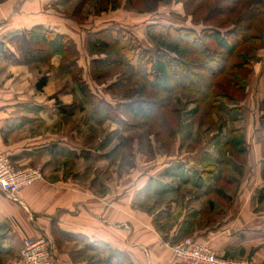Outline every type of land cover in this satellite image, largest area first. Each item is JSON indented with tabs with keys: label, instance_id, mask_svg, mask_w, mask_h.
<instances>
[{
	"label": "crops",
	"instance_id": "1",
	"mask_svg": "<svg viewBox=\"0 0 264 264\" xmlns=\"http://www.w3.org/2000/svg\"><path fill=\"white\" fill-rule=\"evenodd\" d=\"M79 1L0 3V41L43 25L72 37L81 59H86L93 31L82 27L87 21L71 17ZM18 58L17 54L0 55V151L8 153L18 166H40L44 178L13 195L0 188V264H16L24 239L41 236L51 242L58 264H108L105 252L119 253L129 264H185L175 256L173 245L187 237L197 238L219 256L249 257L264 263V195L260 194L264 186L239 183L233 189V184L221 182L226 170L248 173L256 165L252 158L244 163L235 162L229 154H204L207 165L203 168L199 161L190 165L177 162L175 170L170 167L173 162L167 163L160 170L161 178L153 175L145 185L150 193L146 204L151 206L142 209L127 200L122 210L120 195L106 201L89 183L73 180L65 166L68 159L85 164L104 154L95 145L84 146L74 140L72 122L60 124L59 116L67 117L88 102L90 117L102 123L104 109L96 114L73 82L79 99L62 100L58 95L61 89L41 98L50 86L49 71L43 74L38 68L20 65L15 62ZM55 64L58 68L59 62ZM24 76H28L27 86ZM42 76L47 77V83L40 90L37 82ZM247 101L238 105L240 110L246 109ZM257 104L260 122L264 97ZM243 127L247 142L243 156L248 159L252 141L247 137L248 127ZM260 127L264 147V126L260 123ZM260 157L264 160V154ZM85 169L79 168L78 173ZM234 191L238 192L234 195ZM138 192L134 200L140 199ZM155 197L161 200L156 211L152 208Z\"/></svg>",
	"mask_w": 264,
	"mask_h": 264
},
{
	"label": "rangeland",
	"instance_id": "2",
	"mask_svg": "<svg viewBox=\"0 0 264 264\" xmlns=\"http://www.w3.org/2000/svg\"><path fill=\"white\" fill-rule=\"evenodd\" d=\"M141 2L142 6L152 8L155 3L152 0H141ZM110 3L113 4L114 0H80L71 17L76 20L87 21V23L82 24V27L84 26V29L90 28L89 32L93 31L90 34V38L93 37L95 31L104 28L125 27L130 29L138 36L142 45L151 52L155 51V47L147 35V27L150 24L158 23L176 28L195 27L199 32L205 27L201 21V23L199 22L200 24H196L197 26L192 23L193 16L186 12L184 4L181 1L164 0L158 6L155 5L152 10H143L140 7L128 8L124 5L111 8ZM68 15L70 16V14ZM220 17L223 19L225 15H220ZM92 26L93 28H91ZM30 30L28 29L22 34L10 37H15L13 39L8 38L10 39L11 55L17 54L19 56L15 62L20 65L29 66L32 69L38 68L43 74L49 71L51 76L50 86H46L47 88L42 93L41 98H47L55 90L61 89L58 95L62 100L79 99V94L73 87L74 81H70V75L64 74L58 69L59 67H53L54 65L56 66V62L60 64V55L57 54L51 60L42 61L41 63L28 64L25 62L26 56L31 51H34L28 36ZM254 32L262 36V46H259L260 48L257 52L244 53L242 55L245 59L252 62V70L246 79L242 78L241 83L244 86V92L240 91L236 93L235 90H232L233 94L238 97L237 99H244V101L238 102L241 105L248 98L245 110L229 111L230 105L225 103L226 108L223 112H219L208 118L206 115L207 109L204 104V106L199 107L198 112L195 111L196 95L194 93L187 89H177V84L169 83L170 86H173L171 93L158 92V96H162L163 99L169 98L173 106L162 110L157 105L153 116L139 118V125L132 129H128L116 121L111 122V118L107 116H104L105 121L102 123L99 120L92 119L89 114L91 107L88 102L82 103L83 106L81 108L77 107L67 117L57 114L59 116L58 121H60L58 123L72 122L74 140L84 146L92 147L95 145L99 152L104 154L98 161H87L85 164L79 162L80 160L68 159L65 166H67L66 168H68L70 174L73 175V180L76 179L77 183H89L91 190L106 201L109 198L117 199L118 195H120L122 210H125V206L128 205V203L124 202L127 200H131L133 205L146 209L151 205L150 203L146 204L150 193L145 185L149 184V178L153 175H155L156 179H160L162 174L160 170L165 168L167 163L173 162L171 166H168L175 170L177 162L178 165H181L182 162L184 165H190L193 161H199L198 164L203 168L207 165L206 161L202 159L204 154H229L234 158V161H242L244 163L247 160L249 162L250 158H252L256 162V165L250 167L251 170H247L248 173H241L240 170L237 171L235 169L226 170V174L224 176L221 175V182L233 184V189L235 188V184L239 183L242 185L254 184L263 188L264 160L260 157V154H264L263 131L258 120L259 108L257 104L264 97V23L262 21L257 23ZM23 36H28V38L22 39ZM215 46L211 47L215 48ZM81 60V65L85 68L84 76L92 88L95 89V93L110 100L114 98L124 99L126 97L124 91L114 93L106 90L117 80L121 81L120 75L109 76V73H107L104 74L100 81H94L90 73L92 65L90 63L91 56L88 55L86 59ZM239 60L241 59L237 61ZM132 61L138 64L136 58H133ZM124 69L125 67H121L119 70L116 69L115 72ZM243 72L245 73L246 71L243 70ZM180 77L184 81L189 79L188 76H184L183 74ZM27 79L28 76L22 78L24 86L29 84ZM222 84L225 86L226 83L222 80ZM114 85L119 84L115 83L112 86ZM119 86L125 88L122 84ZM223 91L225 90L223 89ZM228 91L230 92V90ZM206 105L211 107L210 102H206ZM219 125H221L222 131L219 129ZM244 125L248 127L247 137L252 141V144L248 143V154H251L248 159L239 153H237L239 154L238 156H235L236 152L234 153L228 147L223 149V144L229 137L230 129ZM197 154L200 155L197 156ZM82 167H86L85 171H79L80 173H78L79 168ZM228 177L230 182L227 180ZM211 181L214 182V180ZM206 183H208V180H206ZM97 184H99V187ZM136 192H138L137 196L140 199L134 200L133 195ZM237 192L234 191L233 194L235 195ZM145 194L147 195L143 198ZM153 199L152 208L156 211L160 208L159 204L161 200L159 197ZM104 259H112L111 262L108 261L109 264H129L128 259L119 253L105 252Z\"/></svg>",
	"mask_w": 264,
	"mask_h": 264
},
{
	"label": "trees",
	"instance_id": "3",
	"mask_svg": "<svg viewBox=\"0 0 264 264\" xmlns=\"http://www.w3.org/2000/svg\"><path fill=\"white\" fill-rule=\"evenodd\" d=\"M4 1L6 0H0V3ZM152 1L155 2L153 8L142 6L141 0H114L110 5L111 8L124 5L128 8L152 10L164 0ZM176 1L183 2L186 12L193 16L192 23L195 26L200 21L205 25L200 32L195 27L176 28L158 23L150 24L147 35L153 42L154 52L145 48L138 36L125 27L95 31L89 40L92 80L100 81L107 73L109 76L120 75L122 82L117 80L113 84H122L125 88L111 84L106 90L114 93L124 91V99L110 100L95 93L84 76L85 68L80 64L81 53L77 42L69 35L43 25H35L30 30L28 36L34 51L26 56L25 62L41 63L60 55V71L70 75L71 80L93 105L94 112L99 114L103 108L108 118L128 129L137 127L139 118L153 116L157 105L162 110L173 106L169 98L158 96V92L171 93L173 86L169 83L177 84V89H187L194 93L195 111L198 112L199 107L205 105L208 118L223 112L225 103L230 105L229 111H239L238 102L244 99H237L232 90L242 92V78L246 79L252 70V62L242 55L257 52L259 46H262V36L254 30L257 23H264V0ZM220 15H225V18L222 19ZM28 36L21 38L26 39ZM10 39L0 41V55H11ZM210 45L216 46L213 48ZM133 58H136L138 64L133 63ZM238 59L241 60L237 61ZM121 67L125 69L115 72ZM180 73L189 79L182 80ZM222 80L226 83L225 86ZM46 83L47 77L42 76L37 82V88L42 90ZM206 102H210L211 107ZM260 123L264 126V113L260 117ZM218 127L222 131L221 125ZM245 137L243 126L230 129L223 149L228 147L236 154L246 153ZM260 194L264 195V188ZM210 207L213 208L211 203Z\"/></svg>",
	"mask_w": 264,
	"mask_h": 264
},
{
	"label": "built area",
	"instance_id": "4",
	"mask_svg": "<svg viewBox=\"0 0 264 264\" xmlns=\"http://www.w3.org/2000/svg\"><path fill=\"white\" fill-rule=\"evenodd\" d=\"M43 179L38 165L18 166L11 156L0 151V188L13 195L22 187ZM173 252L185 264H264L253 258H226L194 237L173 245ZM16 264H58L51 242L45 236L25 238L21 258Z\"/></svg>",
	"mask_w": 264,
	"mask_h": 264
}]
</instances>
